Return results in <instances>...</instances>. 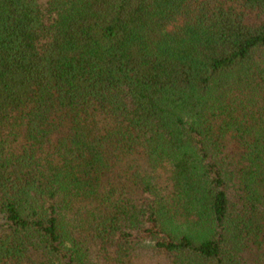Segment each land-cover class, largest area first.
<instances>
[{
  "label": "trees",
  "instance_id": "1",
  "mask_svg": "<svg viewBox=\"0 0 264 264\" xmlns=\"http://www.w3.org/2000/svg\"><path fill=\"white\" fill-rule=\"evenodd\" d=\"M0 264H264V0H0Z\"/></svg>",
  "mask_w": 264,
  "mask_h": 264
}]
</instances>
